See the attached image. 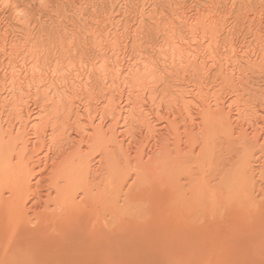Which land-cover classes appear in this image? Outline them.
<instances>
[{"label": "bare ground", "instance_id": "6f19581e", "mask_svg": "<svg viewBox=\"0 0 264 264\" xmlns=\"http://www.w3.org/2000/svg\"><path fill=\"white\" fill-rule=\"evenodd\" d=\"M165 1L0 8V264H264V9Z\"/></svg>", "mask_w": 264, "mask_h": 264}, {"label": "rangeland", "instance_id": "374dc122", "mask_svg": "<svg viewBox=\"0 0 264 264\" xmlns=\"http://www.w3.org/2000/svg\"><path fill=\"white\" fill-rule=\"evenodd\" d=\"M15 1H21V0H15ZM24 1V0H23ZM26 1V0H25ZM28 1V0H27ZM53 1V2H52ZM72 1H73V3H72ZM76 1H78V0H51V2L52 3H50V8L48 7V10H47V8H46V10L44 11V10H42V8H39V6H37L36 7V3L34 4V11L32 10V13H33V17L35 18H32V19H34V20H32V25L33 26H31V30L33 31V32H35V33H37V32H41L43 29L44 30H47L48 32H51L52 33V31L56 28V27H58L57 26V24L58 25H60V26H62L61 24L62 23H64L63 24V27L65 26V25H68V26H66V27H69L70 26V28L73 26V27H76V26H80L79 24H77V23H79V21H81L80 19L82 18V21L80 22V24L81 23H83V25H85V19H86V23H88L89 25H91L92 24V20L94 19L93 17H95V16H97V17H99V18H104L105 17V15L107 14V15H111V13H112V15L114 16V17H116L115 16V14L119 17V10H124L123 12H124V14H126V15H124V16H121V19H120V17H119V19H118V17H116L118 20H120V21H122V23L121 24H124V22L125 23H127V19H131V20H133L134 19V16H133V13L131 12L132 11V9H133V12L135 11H138V9H140L144 4H146V2L148 1V0H144V3H142L143 2V0H126V1H124V0H84V7L83 6H81L82 4H83V2L82 3H79V4H77V3H75L74 4V2H76ZM80 1V0H79ZM88 1V2H87ZM115 1V2H114ZM121 1V2H120ZM139 1V2H138ZM154 2H153V4H155V6H156V4L158 5V8H157V6L156 7H150L149 9H148V12L150 11V10H153L152 8H156V10L158 11V12H167L168 11V8L169 7H167V6H169V4L168 3H166L167 1H165V0H153ZM157 1V2H156ZM193 0H191V2H192ZM201 1H205V0H201ZM218 2H220L219 4H221L219 7H223L224 5V1L223 0H217ZM216 1V2H217ZM90 2H92V3H90ZM117 2V3H116ZM124 2H125V4L127 5L128 3H129V5L126 7V5H124ZM127 2V3H126ZM149 2H152V0H149ZM159 2H160V4H159ZM190 2V3H191ZM223 4H222V3ZM71 3H72V6H71ZM86 3V4H85ZM88 3H89V5H88ZM116 3V4H115ZM120 3V4H119ZM138 3H139V5H138ZM143 5H142V4ZM53 4V5H52ZM74 4V5H73ZM114 4V5H113ZM119 4V5H118ZM166 4H168V5H166ZM218 4V5H219ZM247 4H249V5H247ZM80 7H79V6ZM85 5H87L86 7H85ZM132 5V6H131ZM142 5V6H141ZM160 5V6H159ZM223 5V6H222ZM118 7V10H116L117 9V7ZM122 8H121V7ZM135 6V7H134ZM138 6H140V7H138ZM154 6V5H153ZM250 8H249V7ZM124 7H126L127 8V11L124 9ZM148 7V6H147ZM163 7V8H162ZM167 7V8H166ZM36 8V9H35ZM84 9L83 11H84V14H83V11H79V9ZM112 8V9H111ZM116 8V9H115ZM121 8V9H120ZM250 9V10H255V9H264V0H234V6H232V11H233V14L234 15H232L234 18L232 19V20H234V19H236L237 21H238V24H240V22H241V18H243V13H244V11H242L243 9ZM45 9V8H44ZM111 9V10H110ZM135 9H137V10H135ZM248 9V10H249ZM114 10H115V12H114ZM129 10H131L130 12H129ZM52 11V12H51ZM111 11V12H110ZM116 11H117V13H116ZM247 11V10H246ZM245 11V12H246ZM51 12V13H50ZM74 12V13H73ZM104 12V13H103ZM125 12H127V13H125ZM38 13V14H37ZM78 13H79V16H78ZM80 13H82V14H80ZM87 13V14H86ZM115 13V14H114ZM130 13H132L131 15H130ZM137 13V12H136ZM136 13H134V15L136 14ZM95 14V16H93ZM103 14H105L104 16H103ZM9 15L10 14H6V17L5 18H7V19H9ZM36 17H35V16ZM80 15H82V16H80ZM92 16V17H91ZM149 16V13H148V15H147V17H145V18H149L148 17ZM129 17V18H128ZM58 18V19H57ZM101 18V19H102ZM125 18H127L126 20H125ZM145 18H144V20H143V23H144V25H145V27L147 26L146 24H148L149 23V25L151 24L150 22H152L153 23V21H151V20H145ZM61 20V24H59L60 23V20ZM117 19H116V21H117ZM79 20V21H78ZM130 20V21H131ZM9 21V24H10V20H8ZM92 21V22H91ZM146 21H148L147 23H146ZM150 21V22H149ZM11 23H13V22H11ZM91 23V24H90ZM14 24V23H13ZM74 25H76V26H74ZM82 25V26H83ZM16 26V25H15ZM33 28V29H32ZM37 28V29H36ZM147 28H149V27H146V30L145 31H148V29ZM241 28V27H240ZM243 30V29H242ZM40 32L39 33H37L38 35L40 34ZM34 33V34H35ZM145 33H147V32H145ZM247 33V30L245 31V33L244 34H246ZM42 34H43V32H42ZM44 35V34H43ZM148 35V37L150 36V37H152L151 35H149V34H146V36ZM240 35V34H239Z\"/></svg>", "mask_w": 264, "mask_h": 264}, {"label": "clouds", "instance_id": "9594fccd", "mask_svg": "<svg viewBox=\"0 0 264 264\" xmlns=\"http://www.w3.org/2000/svg\"><path fill=\"white\" fill-rule=\"evenodd\" d=\"M35 3L40 8H48L51 0H35ZM32 3L25 4L21 8H16L14 19L17 23L26 25L31 19ZM15 7L13 0H0V8Z\"/></svg>", "mask_w": 264, "mask_h": 264}]
</instances>
